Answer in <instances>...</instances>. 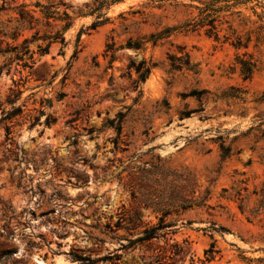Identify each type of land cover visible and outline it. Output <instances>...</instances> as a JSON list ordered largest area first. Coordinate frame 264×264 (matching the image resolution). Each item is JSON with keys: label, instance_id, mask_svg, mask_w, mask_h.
<instances>
[{"label": "rangeland", "instance_id": "rangeland-1", "mask_svg": "<svg viewBox=\"0 0 264 264\" xmlns=\"http://www.w3.org/2000/svg\"><path fill=\"white\" fill-rule=\"evenodd\" d=\"M204 1L0 0V264H157V255L171 260L173 243L189 248L176 264H264V0H219L228 7L217 38L182 27ZM36 2L66 11L72 25L45 54L31 42L28 66L6 50L35 31L11 35L20 5L41 16ZM169 27L156 45L118 48ZM107 42L115 59L104 55ZM182 52L198 74L169 72V54ZM237 56L256 64L250 78ZM142 58L154 65L137 85L127 66ZM231 85L247 101L213 99ZM183 110L195 111L181 118ZM145 188L210 193L207 205L169 215L176 224L164 237L132 245L114 228L137 205L138 231L157 221L138 202ZM213 241L219 252L202 262Z\"/></svg>", "mask_w": 264, "mask_h": 264}, {"label": "trees", "instance_id": "trees-1", "mask_svg": "<svg viewBox=\"0 0 264 264\" xmlns=\"http://www.w3.org/2000/svg\"><path fill=\"white\" fill-rule=\"evenodd\" d=\"M161 1V0H160ZM219 0H209L204 1L203 6L198 7L199 13L192 17L191 19L185 21L182 25L183 29L186 31H194L203 27H207V32L210 35H214L216 38L219 37V29L217 25V20L219 12L225 10L224 7L228 6H219ZM35 7L39 8V14L36 15L37 10L27 9L26 5H20L19 7V18L17 19V24L13 28L11 33L12 38L17 40L19 36L23 35V30H33L31 37L24 36L21 43L15 44L7 51L14 52V59L23 61V65L32 66L29 63L31 60L33 62V56L35 51L30 49V43L34 41H40L37 44V52L40 54H45L48 52L51 44L60 42L62 44L66 43L64 33L72 25V18L66 11H60L58 8H54L49 4H41L40 2L35 3ZM58 21H66L60 27L58 26ZM41 26L47 27V29H41ZM231 33L229 37H234L233 44L236 47L242 46V38L239 34H236L232 26L229 27ZM173 28H166L164 31L150 33L149 35L141 36L140 38L133 39L132 37L128 38L125 45H120L118 48H132L135 50L143 49L145 44L149 41L156 45L160 39L165 37L166 31L170 32ZM260 39H264V35L260 33ZM246 46V45H245ZM112 46V42H107L105 49V56L108 55V52L111 51L110 55L111 60L115 59L114 52L118 49ZM238 57V63L240 64L241 73L244 75L245 79H248L252 76L253 72L256 69V64L251 59H244L240 56ZM170 59V68L169 72L183 71L187 70L190 73L198 74L199 68L198 64L193 62L191 56L188 52H182L181 55L177 56L174 54H169ZM154 64L150 61H147L145 58H142L139 62L130 60L128 64L129 73L132 75L133 71L137 74L136 78L133 79L134 82L138 85L140 82L146 80L148 75L151 72V69ZM211 93L210 90L203 89L201 93ZM197 99L202 100L201 94H197ZM214 100L223 99H238L243 102L247 101L246 91L239 86L231 85L228 88L221 90L219 93H214ZM258 102H264V91L257 97ZM14 102V100H11ZM22 109L20 106L14 107V109L9 113L11 116L16 115L21 112ZM195 110H183L180 111V117L190 116V114ZM39 120V118H36ZM55 121L51 115H47L45 119L46 124H51ZM122 116L119 117L118 125L114 126L117 129L118 133H121L122 130ZM232 148L225 143L220 144L221 157L226 158L231 155ZM185 188H145V192H141L137 197L139 198V203H144L145 207L151 208V210L156 214L157 221L151 224H145L143 229L138 231V227L141 225L139 219L138 207L135 206L132 209L125 210L123 215L119 219V223L116 224V228H124L129 235L133 237L126 238L129 244L148 242L154 238H158L167 234L164 230H169L176 223L172 220H167L169 215H172L174 212H177L180 209L187 210L195 206H205L207 205V199L209 197L210 191L207 190V194L200 198L188 197L184 192ZM195 193V191H193ZM189 250L188 247H182L178 243H173L170 246V261H162V258L156 256L155 262L157 264H176L174 260L175 256L182 254L183 252ZM219 250L216 248V244L213 241L210 244V247L205 249V258L202 262H209L215 258ZM164 257V256H163Z\"/></svg>", "mask_w": 264, "mask_h": 264}]
</instances>
